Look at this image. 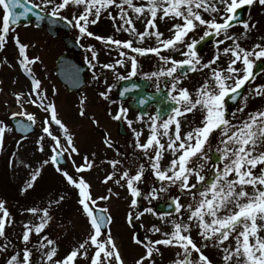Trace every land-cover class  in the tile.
<instances>
[{"label":"snow or ice","instance_id":"snow-or-ice-1","mask_svg":"<svg viewBox=\"0 0 264 264\" xmlns=\"http://www.w3.org/2000/svg\"><path fill=\"white\" fill-rule=\"evenodd\" d=\"M125 5L138 14L137 19L141 15L145 16L144 31L135 28L132 19L127 16ZM74 6L81 10L74 12ZM252 6L264 9V0H147L146 5L140 6H136L133 0H119V2L118 0H42L41 3H35L34 0H0V9L3 12L0 17V50L6 47L8 37L12 34L18 49V62L23 71L32 77L29 95L40 98L38 104L35 99L30 102L49 113V117L43 122L42 130L54 141L50 162L56 166L57 172L61 173L66 182L78 190V204L89 224L87 238L72 248L62 259H54L58 253L57 241L41 234L53 219L50 214L51 207L59 205L65 197L61 195L59 199L50 200L49 206L43 209L26 208L24 211L33 215L42 212L40 222L35 225L31 222L24 224V230L19 237L24 245L22 256L20 251L14 249V254L9 255L5 264H32L33 249L27 245L31 243L33 234L39 237L33 248L41 252L42 264H79L78 258L89 261V264H127L110 228L114 218L107 207H99L97 204V200L107 201L111 199V195L119 196V193H113L109 188V195L94 198L91 185L83 176L74 177L58 163L65 153L71 157L73 154L78 155L79 150L68 127L59 118L56 104L43 102L47 99L46 90H42V82L35 78L31 67L39 62L41 57L38 55L30 57L28 49L33 45L23 43L15 31L14 26H18L22 19L27 20L30 14L35 15L37 21H44L46 18L53 24L64 21L78 30L80 38L91 37L105 45H114L115 50H118V56L122 58L116 59L114 63H103L99 66L111 70L118 81L131 80L132 77L137 76L140 68L138 57L149 53L158 57L162 66L151 73H144V78L147 80L156 78L157 91H160L158 84L160 77L172 79L168 97L173 106L166 113V119L161 118L159 111L156 115H149V134L143 142L140 140L142 133L132 128L133 121L127 119V108L121 105L115 114L109 110L112 119L126 120L128 127L132 128L136 138L134 146L143 153L140 158L147 159L148 171L154 176L155 181L159 182L160 187L152 186L145 192L141 187L146 175L145 164L140 163L133 173L130 168L124 167L123 159L107 161L113 171L105 177L104 182L107 183L118 176L115 184L126 187L131 197L130 210L126 216L129 225H133L146 213L156 215L162 223L171 225L170 231L152 225L148 231L152 235L159 233L161 238L157 239H152L149 235L141 238L133 233V243L143 248V252L135 259L134 264H158L156 257L163 255L161 246L176 247L181 250L176 253L177 259L170 264H214L205 252L208 248L217 249L222 253L223 264H264V235H261L264 232V109L247 112L246 118L237 115L238 113L245 115L250 98H264V84L248 89V95H241L242 89L264 74V36L259 37L260 42L254 43L250 48L241 44V40H247L257 27V22H253L250 18H240V14ZM112 7L119 10V18L123 21L118 27L114 24L116 31L123 29L133 33V39H114L112 36L97 35L90 30V25H96L105 10H109V18L116 21V16L110 11ZM201 9L209 15L208 19H205ZM66 10L72 13L71 18L64 14ZM158 16L161 20L169 17L180 21L172 24L169 29L172 35L169 38L162 39L164 34L158 29ZM124 25L132 27L124 28ZM237 25L243 28V32L239 35L231 32V29ZM200 28H203V34L199 35V38L190 36V33H195ZM150 36H155L159 46H134L135 39L143 43L145 38ZM207 38H215L216 51L213 58L205 62L198 52V45ZM228 41H231V44H228ZM221 45H224L222 49ZM126 50H130L133 54L130 55ZM162 50L178 52L183 59L163 55ZM87 51L90 52L91 58L86 57V60L89 66L95 69L99 64V53L94 45H88ZM222 55L229 57L227 66L213 67L217 65ZM93 61L96 63L94 64ZM129 64L130 71L127 76L117 71V66L128 67ZM186 67L191 72L210 70L207 78L194 92L180 86L187 76L183 71ZM178 70H181L179 74H177ZM93 79L99 80L100 77L94 73ZM104 83L107 84L106 78ZM113 87L115 85L108 86L105 91L99 92V96L108 101ZM139 87V84L133 83L130 87H125L119 95L123 97ZM55 91L53 88V92ZM23 95L16 93L18 102ZM238 96L242 101L241 106L229 114L228 101H237ZM86 101V96L81 97L79 114L82 117L87 115ZM111 103L116 101L113 100ZM138 103L145 105L148 99L141 98ZM195 112L201 113L199 124L182 132L180 118ZM145 115L147 113H141L137 120L144 123ZM17 116H26L32 124L36 123L34 114L12 113L13 118ZM233 120H238V123H233ZM51 123L59 126L63 131L67 147H63L59 137L53 135ZM30 127L31 125L22 122L17 125L21 132ZM10 130L3 121H0V150L5 146V134ZM217 135L218 143H214ZM43 140L44 136H41L37 141L40 151H44ZM103 143L109 148L113 147L107 137ZM213 152L217 154L215 161L211 155ZM166 153H170L171 158L165 165ZM83 160V164L76 166L77 173L91 170L93 167L87 155ZM43 163L47 164L49 161L45 160ZM72 163L75 165V160ZM118 166L123 168V171ZM40 174V169L34 170L22 191L31 189ZM173 187L178 188L181 194L190 196L193 203L184 204L177 195L169 204L173 212L158 213L151 206H146L139 212L135 211L141 199L147 200L150 205L152 200L159 198V193H167ZM249 187L252 189L251 192L248 191ZM185 213H187L186 220ZM169 217L173 218L169 219ZM12 223L14 221L6 207V202L0 200V238L5 241L0 243V253L7 251L11 243L6 228ZM193 228L201 237L200 243H197L192 236ZM230 238L235 241L234 246L230 243L226 245ZM89 249L92 250L91 255ZM194 253L195 258H193Z\"/></svg>","mask_w":264,"mask_h":264},{"label":"rangeland","instance_id":"rangeland-1","mask_svg":"<svg viewBox=\"0 0 264 264\" xmlns=\"http://www.w3.org/2000/svg\"><path fill=\"white\" fill-rule=\"evenodd\" d=\"M34 2L41 3L42 0H34ZM133 3L136 6H140L142 4L146 5L147 0H133ZM111 9H114L117 12V15H119L118 9L115 7H112ZM125 9L127 10V16L132 19L135 28L138 31H144L145 16L141 15L140 18L137 19L138 14L134 13L132 9H129L127 5H125ZM80 10L81 9L76 8L75 6L73 7L74 12H78ZM200 11L204 15L205 19L209 18V15L204 13L202 9ZM64 14L71 18V12L66 10ZM2 15L3 12L2 9H0V17H2ZM145 15L148 14L145 13ZM160 15H162V13H160ZM249 18L253 22H257V27L252 31L247 40H241V44L246 48H250L254 43L260 42L259 37L264 36V9L259 6H252L250 9H248L247 19ZM177 22L180 21L178 19L173 20L169 17H165L161 20L158 16L157 26L159 24L164 25L166 30L163 33L164 36L162 39L169 38L172 35V32H170L169 29L173 23ZM15 31L19 34V37L23 42L43 41L47 39L41 37V32L39 30H37L36 33V29L33 27L20 26L15 28ZM231 32L239 35L241 32H243V28L237 25L231 29ZM202 34L203 28H200L195 33H190V36H196V38H199V35ZM148 38L149 37H146L145 40ZM150 39L156 41L155 36H150ZM13 43L14 41L12 34H10L6 47L2 50L3 52L0 51V121H3L10 129L9 120L13 118L12 113L25 112L34 114L36 116V122L39 123L38 127L35 123L37 130L36 134L29 137L28 139L17 138L11 130L6 132L5 146L3 150H0V158L8 161L7 163L9 165V169H3L0 172V181L8 177V191L11 194L17 193L18 195H22V197L25 196L27 200L30 201V203L33 201L31 198V193L34 190V194L37 197V203L33 204L32 207H37L39 209L48 207L50 200L59 199L61 195L65 197V199L62 200L59 205H57V207H51L50 214L52 215L53 219L41 234L47 235L49 238L57 241L58 253L57 257L54 259H62L72 248L76 247L78 243L87 238L89 224L82 214L81 206L78 204V190L69 185L61 173L57 172L55 165L50 162L54 141H52L51 137H48L45 133H43L42 130L43 122L49 117V113L30 102V85L26 79L23 77H18L19 70L16 65V62H18V53L16 52L15 48H12ZM214 43L215 38H213V41L206 46L204 51L199 52L203 61L206 62L212 59L215 55L216 50ZM227 43L231 44V41H228ZM138 44H140V42L138 39H135L134 45L138 46ZM223 47L224 45H221V49ZM166 55H172L176 59H183V57L175 51L166 50ZM223 57L224 55L221 56V59L217 62V65H213V67H222L220 63ZM209 71V69H204L203 71L195 72V74L192 76L193 82L191 84V86H194H192L189 90L194 92L196 85L198 84V86H200V84L203 83V80L207 78ZM39 76L40 74H38V77ZM41 76L45 77V74L43 73ZM258 84H264V74L258 76L252 84L248 85L245 95L249 94L248 89L255 87V85ZM16 93L24 94L23 98L19 102L17 101ZM53 99L57 106L59 118L68 127L69 133L73 136L75 146L79 150L78 155L73 154L71 157H69L66 153V155L71 158L69 159L71 166L69 168L67 166L68 170L67 168L66 170L76 178L83 176L85 180L91 185V192L94 198H98L102 195H109V188L113 190V193H119V196L114 194L111 195V199L107 201L97 200V204L99 207H107L109 209V213L114 218L110 225L112 234L115 237L124 260L127 262V264H134L135 259L138 258V256L143 252V248L133 243V233L137 234L141 238H143L145 235H149L152 237V239H157L161 238L160 234L157 233L152 235L148 229L152 225H157L160 226L164 231H170L171 225L162 223V221L158 219L156 215L146 213L143 217H141V219L136 220L133 225L128 226V223H126V216L130 210L129 204L131 197L127 192L126 187L114 185L115 179L119 178L118 176L114 177L113 180H110L107 183L104 182L105 177L113 171L112 166L107 163V161L111 160L112 152L104 145L102 140L99 138L100 136L97 137L94 127L86 124L84 119H80L81 117L80 114L77 113L78 111L76 110V107L69 105V101L66 99L63 93L60 92L58 95L54 96ZM241 103L242 101L235 108L229 109V114L231 112H235L237 107L241 106ZM257 109H264V98H250L248 100V106L245 109V115L239 113L237 115L241 118H246L247 112ZM180 119L182 123V132H186L191 127H195L199 124L201 113H191L186 117H181ZM233 123H238V120H233ZM50 127L53 135L59 137L61 145L63 147H67L66 137L59 126L51 123ZM41 136H44V140L42 141L44 151H40V145L37 143ZM218 140L219 136L217 135L214 143H218ZM93 153L95 155H93ZM86 155L89 157V161L93 164V167L91 170L77 173L76 166L84 163L83 157ZM170 158V153H166L164 160L165 165ZM45 160H48L49 163L44 164L43 162ZM73 160H75V165L72 163ZM36 169H40L41 174L34 183V186L27 191H22V189L26 187L27 182L30 180L33 171ZM153 180H155L154 177ZM177 189L178 188L173 187L167 193H159V198L152 200L150 205L148 201L144 199H141L139 204L142 203V206L144 207H153L154 203L157 201H168L171 199V197L177 196ZM251 190L252 189L249 187L248 191L251 192ZM179 196L182 203H193L190 196L181 193ZM38 197L41 199L39 202ZM142 210V207L139 205L135 211L139 212ZM41 216L42 212H38L37 214L33 215L22 210L21 212H18V218H16L14 225L17 229H20L22 234L25 223L31 222L32 225H35L40 222ZM184 219L186 220L187 216L184 215ZM261 235H264V232H262ZM192 236L197 241V243L201 242V237L197 234V230L195 228H193ZM38 239L39 237L33 234V239L29 246H31V248L34 250L35 248H33V245L37 243ZM229 243L234 246L235 241L230 238V240L226 242V245ZM14 249L15 251H19L15 247H12L11 250L5 251L4 254L0 253V264H5V261L9 255L14 254ZM178 251L181 250L176 247L161 246V252L163 255L156 257L158 264H170L171 261L177 259L176 253ZM205 252L214 261V264H223L221 259L222 253H219L217 249L208 248L205 249ZM91 254L92 250L89 249V255ZM195 256L196 254L194 253L193 258H195ZM78 259L79 264H89V261L84 260L83 258ZM32 264H42L40 251L36 250L33 252Z\"/></svg>","mask_w":264,"mask_h":264},{"label":"flooded vegetation","instance_id":"flooded-vegetation-1","mask_svg":"<svg viewBox=\"0 0 264 264\" xmlns=\"http://www.w3.org/2000/svg\"><path fill=\"white\" fill-rule=\"evenodd\" d=\"M113 16H116V21L111 20L107 14L102 13L101 20L96 25H90V30L97 35L100 36H112L114 39L120 40H128L133 39V33L128 31H124L123 29L120 31H116L114 24L118 27L123 24V21L120 20L119 16L111 10ZM121 21V24L119 23ZM131 25H124V28H131ZM159 31L165 32L163 27L159 26ZM66 39H71V42L66 43ZM32 47H29L28 54L30 57L40 56L41 60L39 61L42 70H54L53 63L61 56H65L68 59H72L74 62L78 63L84 70V86L81 90L77 92H69L67 87H64L57 79L55 75L51 76L48 72L46 78H43L41 75L40 80L42 82V90H46L47 99L52 98L59 92H63L67 96V100L69 101L70 106H78L80 108V99L81 97L86 96V112L87 115L83 116L84 120L91 126L97 128L100 124H104L106 120L107 124H110L112 130L110 133L112 134L111 142L113 144L112 150L116 160L123 159L124 161L129 160L132 157H137L142 160V163L146 165L147 159H141L143 156L141 150L135 148L134 141L135 136L133 134L132 128H135L137 131L141 132L142 135L140 137L141 142H143L147 135L149 134L148 122L149 115H156L157 110L155 103H151L146 111L147 115L144 116V123H141L137 120L139 113L135 111L131 107V103L135 102V99L129 97L127 100H121L119 95V90L121 88V84L124 81H118L116 76L111 70H106L101 68L99 65L103 63H114L116 59H120L122 57L118 56V50H115V46L105 45L101 41H97L91 37H83L80 38V34L77 29L73 27H69L68 33L65 31H58L55 39L47 40V41H33L30 42ZM83 45V47H81ZM88 45H94L96 51L99 53L98 60L99 64L95 69L91 68L86 60L87 58H91V54L87 51ZM135 46V45H134ZM159 46L156 41L150 39V37L144 41L141 47H157ZM129 54H133L130 50H126ZM162 54L165 55V50H162ZM140 68L138 70V75L132 77L130 81L135 83H139L141 81H145L147 84L146 93L148 95L157 94L166 86V82L168 80L167 77H160L158 80V84L160 87V91H157V82L156 78L152 80H147L144 78V73H151L156 71L161 65L158 57L154 54H147L142 57H138ZM95 64L96 61H93ZM33 68V74L36 78V67L34 65L31 66ZM117 71L127 76L130 71V64L128 67H120L117 66ZM96 74L100 77L99 80L93 79V74ZM18 77L21 78H31L28 76L23 70L20 71ZM105 78L107 79V84L104 83ZM188 78H184L185 81ZM170 82L172 79L169 78ZM182 80V81H183ZM115 85L112 88V91L109 93L110 99L105 101L103 98L99 96V92L105 91L108 86ZM53 88H55V92H53ZM32 97L39 103L40 98L32 95ZM115 100L116 103H111V101ZM123 105V107L128 109L127 119L133 121L132 128L128 127L126 120L116 121L109 116V110L115 114L118 108ZM166 140V138H164ZM119 153V154H118ZM150 182V176L148 168L146 167V175L144 179V183L148 184Z\"/></svg>","mask_w":264,"mask_h":264},{"label":"water","instance_id":"water-1","mask_svg":"<svg viewBox=\"0 0 264 264\" xmlns=\"http://www.w3.org/2000/svg\"><path fill=\"white\" fill-rule=\"evenodd\" d=\"M19 10L20 9H17V11H19ZM34 11H38V10L34 9ZM246 16H247V10H245L244 12H242L240 14V18L241 19H246ZM30 23H34V24L39 25V26L47 25V26L53 27V28H55L57 26L66 25V23L63 22V21H57L56 23L53 24L47 18L44 21H37L35 15H31V14L27 18V20L22 19L21 22H20V24H26V25H29ZM53 28H52V30H53ZM203 45L204 44H202L201 47H203ZM77 73H78V76H79V72L76 69H68V68H66V64L65 63L61 62V60L59 61V63H58V75H59V78L64 83H67L70 86V89H76L79 86V78H77V76H76ZM69 76H72L73 78H69ZM244 91H245V89L241 90V95H243ZM239 99H240V97L238 96L237 101H239ZM138 101L134 105V107H137ZM237 101H228V105L229 106H233ZM172 106H173V103L168 102V99H167V101H164L160 105V107H161L160 111L163 114V116L170 110V108ZM143 107H142V110H143ZM18 123H19L18 121H14V126L16 127L17 131L19 130L17 128ZM31 131H32L31 129H28V130L23 131L22 133L24 135H27V134H30ZM18 132H21V131L19 130ZM216 159H217V156L214 155L213 156V160L215 161ZM58 163H63L62 158L58 161ZM62 165H64V164H62ZM165 210L166 211H170V208L169 207L167 209L164 208V211ZM97 214H99V213H97Z\"/></svg>","mask_w":264,"mask_h":264},{"label":"trees","instance_id":"trees-1","mask_svg":"<svg viewBox=\"0 0 264 264\" xmlns=\"http://www.w3.org/2000/svg\"><path fill=\"white\" fill-rule=\"evenodd\" d=\"M2 194L5 195L4 192H2ZM12 201H13V202H19V203H21L22 205H23V204H26V203H27L26 201L29 202V200H24V199L19 200V198H17V197H16L14 200H12Z\"/></svg>","mask_w":264,"mask_h":264}]
</instances>
